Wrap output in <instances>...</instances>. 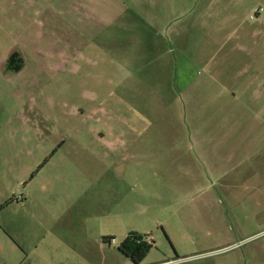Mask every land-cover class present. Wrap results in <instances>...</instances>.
Segmentation results:
<instances>
[{
  "label": "rangeland",
  "instance_id": "obj_1",
  "mask_svg": "<svg viewBox=\"0 0 264 264\" xmlns=\"http://www.w3.org/2000/svg\"><path fill=\"white\" fill-rule=\"evenodd\" d=\"M22 1L0 25L24 55L0 77V264H127L130 234L142 264H264V0ZM139 83L183 103L185 138L139 142ZM139 145L169 182L139 185Z\"/></svg>",
  "mask_w": 264,
  "mask_h": 264
},
{
  "label": "crops",
  "instance_id": "obj_2",
  "mask_svg": "<svg viewBox=\"0 0 264 264\" xmlns=\"http://www.w3.org/2000/svg\"><path fill=\"white\" fill-rule=\"evenodd\" d=\"M77 11L78 12H87V13H93L95 14L98 10V7L102 6L104 8V12L109 13H115L117 11H122L121 7L126 8L130 7L128 6L127 0H74L73 1ZM136 6L139 7L140 11H147L152 13H157L159 11L165 10L164 7H169L172 2L170 0H162L160 4V0H135ZM23 3H26L25 0L22 1ZM158 3L159 6L155 5ZM17 3H15V0H0V25H7L9 27L10 22L14 21V10ZM152 7V8H151ZM3 43L2 39H0V44ZM5 43V41H4ZM15 42L13 39L10 40L7 44H1L6 45V47H0V77L1 74L3 76L10 75V73L20 72L17 71L14 67L10 66V58L13 54L17 53L18 56L24 55L20 54L21 51L17 50L15 48ZM159 41H154L151 43L154 47L158 46ZM22 58V57H21ZM19 58L23 61V59ZM152 58V57H151ZM150 57H146L144 54L139 53V72L146 70L149 72H153L149 66L146 68L144 64V60H149ZM23 64V63H21ZM24 67V65H23ZM194 68L192 64L185 63V66L176 70V75L180 79V85L183 84L182 81L186 82L183 87H187L190 81H188V78H191L193 76ZM186 78V80H184ZM182 82V83H181ZM159 98V99H158ZM155 98L152 93L146 92L142 89L139 83V142H146V141H157L160 139H167V140H181L185 138V134L182 133L185 131L184 125H185V117H184V105L182 102H179V100H176L174 96L165 97V98ZM153 130H150L151 128H155ZM146 150L143 149L142 146L139 145V185L144 187L145 185L149 188L153 189L152 187L158 186L159 183V177L156 176L157 173H164L163 170H171L172 166L168 165L165 166H159L158 164H154L153 166H145L143 164V160L145 158H149L150 156L147 155ZM183 167L180 169V171H185L186 169L190 168L189 161L187 162V166H185V161L182 160ZM155 163V162H154ZM192 167V166H191ZM146 174V175H145ZM162 176L163 180L166 182H169L166 178V175L163 174ZM198 181V180H197ZM146 182V184H145ZM144 183V184H143ZM172 186H180L185 187L186 184L188 186L191 185V182H186V180H183L182 183H171ZM8 207V206H7ZM6 209V208H5ZM4 210V209H3ZM2 210V211H3ZM151 242V241H150ZM123 255V254H122ZM128 259V258H127ZM129 262L127 264H134L130 259H128ZM82 264H95L94 262V255L91 257L88 256L86 259V263ZM162 264H168V263H162Z\"/></svg>",
  "mask_w": 264,
  "mask_h": 264
},
{
  "label": "trees",
  "instance_id": "obj_3",
  "mask_svg": "<svg viewBox=\"0 0 264 264\" xmlns=\"http://www.w3.org/2000/svg\"><path fill=\"white\" fill-rule=\"evenodd\" d=\"M19 62L21 63L18 54H13L10 58V66L20 71L23 66L22 64L19 65ZM9 204H11V202L1 206V209L7 207ZM153 244L154 243L152 241L150 242L149 238L146 236L130 234L119 246V251L134 264H142L147 258L148 252Z\"/></svg>",
  "mask_w": 264,
  "mask_h": 264
},
{
  "label": "built area",
  "instance_id": "obj_4",
  "mask_svg": "<svg viewBox=\"0 0 264 264\" xmlns=\"http://www.w3.org/2000/svg\"><path fill=\"white\" fill-rule=\"evenodd\" d=\"M261 17H264V8L263 7L255 8L250 14L251 20H257Z\"/></svg>",
  "mask_w": 264,
  "mask_h": 264
}]
</instances>
